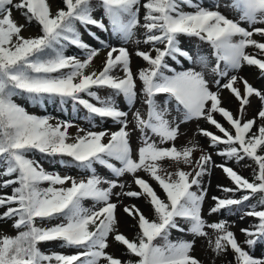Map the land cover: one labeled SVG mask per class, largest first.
Segmentation results:
<instances>
[{"label":"snow or ice","instance_id":"snow-or-ice-1","mask_svg":"<svg viewBox=\"0 0 264 264\" xmlns=\"http://www.w3.org/2000/svg\"><path fill=\"white\" fill-rule=\"evenodd\" d=\"M61 2L54 11L52 0H0V222H11L16 231L0 234V264H203L193 255L197 239L213 253L209 264L229 252L232 259L224 264H264V257L253 255L264 244V90L240 75L254 67L264 78V0ZM32 26L40 34L23 35ZM80 28L98 46L85 42ZM182 37L207 44L210 52L182 47ZM129 44L145 65L135 71ZM69 47L82 55H67ZM101 50L106 56L96 70ZM100 90L109 94L102 97ZM225 91L238 102L235 113L224 106ZM253 97L260 109L245 119ZM17 98L65 114L71 103L74 116L82 108L92 128L99 119L117 130L85 129L51 113L36 115ZM201 121L222 135L200 127ZM192 122L197 123L193 137L177 147L186 135L181 126ZM73 127L75 135L69 131ZM198 136L224 163H215ZM37 154L85 178L46 170ZM163 161L175 170L168 171ZM229 162L251 168L252 179ZM214 168L233 186L217 185L228 195L211 197L208 216L226 211L240 220L251 218L254 222L240 229L243 242L230 230L234 224L203 214L206 177ZM125 176L131 184L121 182ZM125 199H143L152 218ZM121 206L137 228L132 239L120 231ZM50 242L74 251H43L41 245ZM113 244L123 248L121 255L108 251Z\"/></svg>","mask_w":264,"mask_h":264},{"label":"rangeland","instance_id":"rangeland-1","mask_svg":"<svg viewBox=\"0 0 264 264\" xmlns=\"http://www.w3.org/2000/svg\"><path fill=\"white\" fill-rule=\"evenodd\" d=\"M52 4H53V10L54 11L57 7H61V1L60 0H52ZM221 11H224L225 14L229 16V18H236V13H234L232 11H228V10H225L223 8H221ZM13 15L16 18H19V13L14 11ZM96 15L99 16V12H97ZM105 23H107L106 20H105ZM92 30L96 31L97 35H100L101 38L107 39L106 33H101L95 28H93ZM80 31L83 34V39L85 40V42L92 44L94 47L98 46L96 44V42L93 41L87 35L86 32H84L83 28H80ZM39 34H40L39 29L35 26L28 28L23 33V35H25V36H36ZM181 39H182V47H187V48L199 47L205 53L210 52V49H209L207 44H203V43L197 41L195 38L189 39L187 37H182ZM257 39H259V37H257ZM112 43L115 44L116 41H112ZM126 46L129 48L130 52H133V57H132L133 71H135L137 68L145 66L144 62L134 55V51H135L136 46L133 44H129ZM140 48L142 50H147V48L143 45H141ZM248 51L251 52L252 49H249ZM66 54L67 55H77V56L82 55L80 53V51L78 49H76L75 47H69L66 51ZM105 56H106V51L101 50V55L98 58H96L94 61V65H95L96 70H100L102 68V62H103ZM240 75L245 77L249 81V83H251L254 87L261 89V90H264V78L259 77L258 70L255 69L254 67H245L241 71ZM224 97H225L224 106L226 108H229L230 110H232L235 113L237 111V108H238V102H236L233 98H231L230 95L227 93V91L224 92ZM85 98H87V97H85ZM17 102L22 104L23 106H25L30 113H33L36 115H45V114L51 113L53 116H55L56 118H58L60 120L72 121V123L76 126H79V127L85 128V129L92 128V126L83 118L86 115V113L84 112V110L82 108L79 110L78 114H76L74 116V114L72 113V110H71V103H69L66 106L67 114H65L59 108H54L53 106H49L47 109V112H45L44 110H42L40 108L28 105L25 102V100L22 98H17ZM120 106L123 107L122 102H121ZM137 107H140L139 103L137 104ZM259 109H260L259 100L255 97L251 98V105L247 108V115H246L245 119H251V118L255 117ZM216 118L218 120H220V122L222 124H224L225 127H229L226 124V122L223 121L222 118H220L218 115ZM96 124L98 126L96 128H92V130H96V131L103 130V129H108L111 131L117 130V126L113 125L111 123V121L102 123L99 121V119H97ZM199 126L202 128H207L209 131L216 132V134H218V135H222V134L218 133L213 127L205 124L203 121L199 122ZM196 128H197L196 122H192V123H189L187 125H182L181 126V132L186 133V135H181L178 138V140L175 142L176 146L177 147L184 146L187 143L188 139L193 137V134H194ZM69 131L72 135H75L77 133V128L73 127L71 129H69ZM137 135H138V133H134L132 136L131 143H132V147L134 150L138 147ZM196 139L199 141L200 145H202L212 155L213 160L215 161L216 164L224 163L223 159L216 155V150L209 148L208 140L206 138L198 136V137H196ZM164 146L167 147L168 145H164ZM196 155L198 156L199 153H196ZM36 158L41 161V163L43 164V167L48 171H56V172H59L61 175H71L73 177H76L77 179L85 178L84 174H82L77 169L60 167L58 164H55V163L49 165L46 162L42 161L38 154H37ZM161 163L165 168H167L168 171L171 172V171L175 170V167L173 165H171V162L163 161ZM229 166L233 167L234 170H236L239 173L238 169L240 166H237L233 162H229ZM98 171L102 176H105V177L110 176V174L104 169H98ZM139 175L141 177H143L145 180H149V182L156 189L157 193L161 196V198H164V193L162 192V190L159 189V187L155 184V182L150 180V178L147 174L141 172V173H139ZM245 175H247V174H245ZM123 181H127V183L131 184L132 178L130 176H125L124 178H122L121 182H123ZM206 181H208L209 183L206 184V186L208 187V197L206 199V202H205L204 208H203L204 216L209 221H218V220L224 219V220H227L230 224H234V226L231 227L230 230H232L236 234L238 241L243 242L245 236L240 232V229L246 228L251 223H253L254 221L251 218H245L244 220H240L239 214L233 215V214L227 213L226 211H223L220 214L208 216V211H209L210 207L213 206V203H214L212 201L211 197H213V196L224 197L225 195H228V194L221 192L219 190V188L217 187V185H223L225 187H228L231 185V182L226 178L225 174L222 172V170L220 168H214L212 170L211 176L206 177ZM42 186L47 187L48 185L44 184ZM132 190H137L134 184L132 185ZM7 191L10 193L11 190L8 189ZM117 191H119V189H117ZM113 202H115V198L113 199ZM124 202H125V204H127V203L137 204L142 209V211H144L146 216H148L149 218L151 217L152 214H151V211L149 209V206L145 203V201L143 199H140V200L125 199ZM92 204H93L92 201H85L84 202L85 207H92ZM2 211H4V209L0 208V212H2ZM119 217H120V231L123 232L128 238L132 239L133 235L136 231V227L133 226L134 221H132L130 218H128L126 216V214L123 213L122 206H121V210L119 211ZM53 223H55V222H53ZM0 234H8V235L14 236V235H16V231L11 227V222H8L7 224L0 222ZM178 235L179 234L174 233L172 236V239H176ZM187 238L191 239V237H187ZM41 248L45 252L55 251V252H61V253H65V254H71L74 251L72 249L60 248V247H58V244L56 242H50L47 244H42ZM108 251L119 256L123 252V248L113 244V246L111 248H109ZM193 255L196 256L198 259H200L203 262V264H209V261L212 260V258H213V253L210 250H206L205 241L203 239H197L196 240L195 250L193 252ZM253 255H255L258 258L264 257L262 244H258L256 246ZM231 259H232V254L229 252L226 256H222V257L216 259L215 264H224V261L231 260Z\"/></svg>","mask_w":264,"mask_h":264},{"label":"trees","instance_id":"trees-1","mask_svg":"<svg viewBox=\"0 0 264 264\" xmlns=\"http://www.w3.org/2000/svg\"><path fill=\"white\" fill-rule=\"evenodd\" d=\"M61 1V0H60ZM61 7H63V4H62V2H61ZM99 94L100 95H102L103 97H106L109 93L106 91V90H100V92H99ZM43 159H46V160H48V161H50V162H52V163H55V160H52V159H50V158H43ZM56 159H59V158H56ZM65 159H68V158H65ZM246 163H249L248 161H244V162H242V164H246ZM240 171H241V173H243V174H250L249 176H246L248 179H252V169L251 168H248V167H241L240 168ZM233 185L231 184V186H229V187H232ZM152 218V217H151ZM137 232V228H136V231H135V233ZM135 233H134V236H135ZM134 236H133V238H134ZM263 246H264V244H263ZM124 251V250H123Z\"/></svg>","mask_w":264,"mask_h":264}]
</instances>
